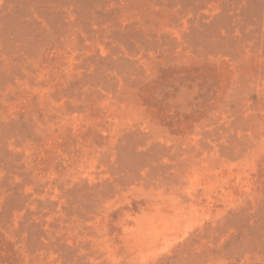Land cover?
I'll list each match as a JSON object with an SVG mask.
<instances>
[{
    "label": "rangeland",
    "instance_id": "rangeland-1",
    "mask_svg": "<svg viewBox=\"0 0 264 264\" xmlns=\"http://www.w3.org/2000/svg\"><path fill=\"white\" fill-rule=\"evenodd\" d=\"M0 264H264V0H0Z\"/></svg>",
    "mask_w": 264,
    "mask_h": 264
}]
</instances>
